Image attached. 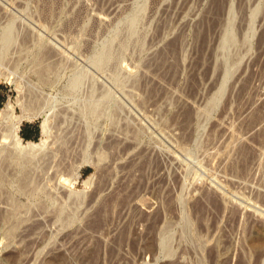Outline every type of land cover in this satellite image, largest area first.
Here are the masks:
<instances>
[{
    "label": "rangeland",
    "instance_id": "rangeland-1",
    "mask_svg": "<svg viewBox=\"0 0 264 264\" xmlns=\"http://www.w3.org/2000/svg\"><path fill=\"white\" fill-rule=\"evenodd\" d=\"M7 104L0 264H264V0H0Z\"/></svg>",
    "mask_w": 264,
    "mask_h": 264
},
{
    "label": "bare ground",
    "instance_id": "bare-ground-1",
    "mask_svg": "<svg viewBox=\"0 0 264 264\" xmlns=\"http://www.w3.org/2000/svg\"><path fill=\"white\" fill-rule=\"evenodd\" d=\"M10 109H11V106L9 104H7L6 107L1 111L0 115H7L9 113ZM22 118L16 119V122L14 121L15 123L13 125H11V128H10L11 131L10 132L8 131L9 132L8 137H11V141H13L16 145H20V138L17 135V130L19 128L20 123L24 120ZM42 131L44 132L43 128H42ZM38 146H39V144H36L33 142H28L27 145L24 147V150L25 151H33ZM36 149H38V148H36Z\"/></svg>",
    "mask_w": 264,
    "mask_h": 264
},
{
    "label": "trees",
    "instance_id": "trees-1",
    "mask_svg": "<svg viewBox=\"0 0 264 264\" xmlns=\"http://www.w3.org/2000/svg\"><path fill=\"white\" fill-rule=\"evenodd\" d=\"M24 129V130H23ZM30 129V132H27ZM36 128L30 124L22 125L19 128L18 135L20 139L24 141H35L36 140ZM31 133V134H30Z\"/></svg>",
    "mask_w": 264,
    "mask_h": 264
},
{
    "label": "crops",
    "instance_id": "crops-1",
    "mask_svg": "<svg viewBox=\"0 0 264 264\" xmlns=\"http://www.w3.org/2000/svg\"><path fill=\"white\" fill-rule=\"evenodd\" d=\"M24 130V129H23ZM27 132H30V129L27 131ZM31 134V133H30Z\"/></svg>",
    "mask_w": 264,
    "mask_h": 264
}]
</instances>
